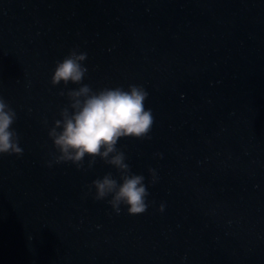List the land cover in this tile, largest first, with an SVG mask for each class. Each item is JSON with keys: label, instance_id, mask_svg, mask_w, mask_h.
Returning <instances> with one entry per match:
<instances>
[{"label": "water", "instance_id": "1", "mask_svg": "<svg viewBox=\"0 0 264 264\" xmlns=\"http://www.w3.org/2000/svg\"><path fill=\"white\" fill-rule=\"evenodd\" d=\"M72 49L93 90L148 92L150 138L117 144L143 214L89 193L119 178L99 158L54 162ZM0 96L23 149L0 155V264H264V0H0Z\"/></svg>", "mask_w": 264, "mask_h": 264}, {"label": "clouds", "instance_id": "2", "mask_svg": "<svg viewBox=\"0 0 264 264\" xmlns=\"http://www.w3.org/2000/svg\"><path fill=\"white\" fill-rule=\"evenodd\" d=\"M86 59V52L70 50L63 60L56 62L51 77L53 86L61 82L65 86L69 82L80 85L67 91L69 104L60 110L61 118L55 120L48 131L58 153L54 155V162H71L81 170L86 156L89 169L99 158L115 168L119 178L109 172L92 181L88 186L89 193L94 188V199L98 201L111 197L108 203L116 214H120L121 205L126 206L130 215L143 214L148 209L146 198L149 196L145 177L131 171L125 153L117 148V144L121 138H150L154 116L151 109L145 108L148 92L137 84L129 85L127 90L122 87L93 90L90 85L82 83L88 72L83 65ZM60 95L65 92L61 91ZM16 119L15 110L0 96V155H23L19 134L12 127ZM51 164L50 161L48 166ZM148 171L151 183L155 184V169L149 168ZM164 208L162 203L159 211L163 212Z\"/></svg>", "mask_w": 264, "mask_h": 264}]
</instances>
